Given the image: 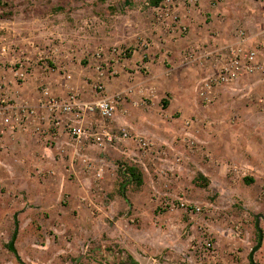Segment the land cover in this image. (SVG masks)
I'll list each match as a JSON object with an SVG mask.
<instances>
[{"label": "rangeland", "instance_id": "rangeland-1", "mask_svg": "<svg viewBox=\"0 0 264 264\" xmlns=\"http://www.w3.org/2000/svg\"><path fill=\"white\" fill-rule=\"evenodd\" d=\"M3 1L8 5L0 7L1 94L38 114L24 124L1 110L7 101L0 103V124L10 117L0 136V264H126L129 255L139 264H252L258 214L264 232V164L215 158L205 145L207 137L204 142L189 128L195 122L215 126L216 115L226 110V125H257L264 131V73H243L215 89L209 101L200 95L206 77L199 76L189 86L192 100L184 108L183 86L167 84L166 71L157 85L136 86V69L149 73L146 63L155 58L153 50H160L141 32L150 20L168 28L149 0ZM259 2L251 0L256 19L236 27L234 42L243 29L246 46H264ZM171 14L180 18L174 9ZM217 37L220 59L229 44L228 38L223 43L222 35ZM112 45L131 52L120 58L116 76L103 79L105 94L118 100L117 116L108 123L112 130L126 129L129 137L103 146L78 144L69 133L70 117L63 116L59 129L53 127L52 111L40 105L43 89L59 101L71 92L79 93L81 102L96 100L101 95L95 92L93 54ZM259 60L264 61V53ZM19 61L25 80L17 75ZM146 111L153 114L150 120L136 122V115ZM94 122L104 123L86 116V125ZM38 123L43 124L39 131ZM252 145L264 147V133ZM123 162L144 173L140 188L129 187L128 200L118 189ZM181 200L202 209L190 212ZM14 237L22 260L10 248ZM255 260L264 264V239Z\"/></svg>", "mask_w": 264, "mask_h": 264}, {"label": "crops", "instance_id": "crops-1", "mask_svg": "<svg viewBox=\"0 0 264 264\" xmlns=\"http://www.w3.org/2000/svg\"><path fill=\"white\" fill-rule=\"evenodd\" d=\"M171 1L176 14L189 25L190 31L187 35L181 34L171 18L169 19L170 25H168V28H164L154 23V21L152 22L149 18L150 21L145 26L147 29L141 32V35L153 38L155 45L160 50L152 49L155 52V58L146 63V65H149V73L144 74L141 70L136 69V86L157 85L161 82L160 79L163 77V73L171 71V76L165 73L166 83L174 86L178 82L181 87L183 86L181 93H179L182 96L180 98L183 107L186 108V105H189L192 100L190 84L199 76L201 78L207 77L211 71L218 68L221 62L217 52L220 47L218 48L215 45V40L221 41L217 36L222 35L223 43L227 41L225 40L227 38L228 44L234 43V38L230 39L233 31L237 29L236 27L243 26V24L247 27L250 26L255 21L257 16L255 13L257 12H251L253 10L251 0H199V3L190 2L189 0ZM261 4L263 6L258 7L263 9L260 17L264 15V3L261 2ZM254 34L259 33H253L252 35ZM260 36H264V33H261ZM257 38V36H253L252 39ZM192 52L196 53V57L190 61L187 55ZM223 52L220 50V53ZM194 70L197 72H194ZM126 77L127 75L123 74L121 79L124 81ZM172 77H175L176 80L173 81L174 78ZM123 84L124 82H114V85L118 87ZM146 112L141 113V116L140 114L136 115V122L144 119L149 121L153 114L151 111ZM204 113V111L200 112L199 116L202 115V118ZM228 115L226 110L218 113L216 118H218L219 124H215V126L204 127L202 124L199 125L195 122L189 128V134L197 135L201 140L207 137L205 145L207 149L213 151L215 158L224 161L233 160L235 163H244L246 166L264 164V147L255 150L252 145L254 142H260L263 138L262 126L226 125L227 123L223 122H226ZM157 131L160 133L159 130ZM200 133L204 137H200ZM242 134H246L247 141ZM217 144L220 146L219 149L214 147ZM223 146L226 147L223 148ZM251 175L254 177L253 179H258L256 173Z\"/></svg>", "mask_w": 264, "mask_h": 264}, {"label": "built area", "instance_id": "built-area-1", "mask_svg": "<svg viewBox=\"0 0 264 264\" xmlns=\"http://www.w3.org/2000/svg\"><path fill=\"white\" fill-rule=\"evenodd\" d=\"M190 2L199 3V0H189ZM263 2L264 0H258ZM171 0L162 2L159 6H154L155 13L159 16V20L168 24L167 20L172 17ZM161 18V19H160ZM175 26L181 34H187L189 26L186 23L181 22L180 18L174 17ZM177 19V20H176ZM245 30H240V40L234 43H229L227 49H222L223 53L219 52L220 66L216 72L206 77L203 85L200 89V95L207 101L211 98L214 90L221 87L224 84L231 83L240 77L243 73H264V61L259 60L260 53H264V46L257 44L256 46L248 47L245 45ZM5 51V49H4ZM131 50L129 48L121 47L118 45H112L107 48L101 47L95 51L93 58L95 60V68L97 70L98 82L95 85L96 94L101 95L96 100L90 102H81L78 98L79 93L71 92L69 97L65 100L59 101L53 97L48 89H43V96L40 99V105L42 108H48L52 111L53 127L59 129L63 125V116L70 117L68 124L69 133L78 144L93 143L103 146L105 143H112L122 141L129 137V132L120 128L119 130H112L108 121L114 120L117 116L118 100L116 97H111L105 94V76H116L119 73L120 58L127 56ZM190 57V56H189ZM188 57V60L192 61L195 57ZM19 66L17 75L20 80H25L26 71H21L23 68L22 62H17L16 66ZM27 70V68H26ZM71 75L68 76V79ZM7 101V100H6ZM5 99L2 97L0 90V103H5ZM1 103V104H2ZM1 110H9L11 113L16 114L18 120L21 123H26L31 120V117L36 116L38 111L33 107L26 104H17L14 106L10 102L2 104ZM87 115L94 116V118L104 121L103 124L98 122L85 124V118ZM10 122L9 115L3 117L0 124V136L5 133L6 128ZM107 122V123H106ZM43 127V124H37V131ZM11 129H15L16 126L11 125ZM189 143H194L190 141ZM181 206L186 210L190 209V212L195 210L201 211L202 207L196 204H189L181 200ZM212 246L211 242H207V248Z\"/></svg>", "mask_w": 264, "mask_h": 264}, {"label": "trees", "instance_id": "trees-1", "mask_svg": "<svg viewBox=\"0 0 264 264\" xmlns=\"http://www.w3.org/2000/svg\"><path fill=\"white\" fill-rule=\"evenodd\" d=\"M106 1V0H102ZM165 0H149L151 6H159ZM8 5L7 2L0 0V7H5ZM168 102L164 100V106L167 107ZM119 192L120 194L128 200V190L130 186L134 188H140L144 184V173L139 166L136 164L123 162L119 164ZM248 179L246 178V181ZM251 181L252 179L249 178ZM207 184V183H206ZM128 264H139V262L132 256L129 255ZM126 262V264H127Z\"/></svg>", "mask_w": 264, "mask_h": 264}, {"label": "water", "instance_id": "water-1", "mask_svg": "<svg viewBox=\"0 0 264 264\" xmlns=\"http://www.w3.org/2000/svg\"><path fill=\"white\" fill-rule=\"evenodd\" d=\"M257 220H256V228L259 232V241L258 243L251 249V252H250V261L252 264H261L259 262H257L255 260V254L259 251V249L262 247V244H263V239H264V232H263V229L261 227V217L262 215L261 214H258L257 216ZM15 240H16V237H14V239L12 240V242L10 243V248L11 250H13L14 252H17V257L19 260H22L21 257L18 255V251L15 247Z\"/></svg>", "mask_w": 264, "mask_h": 264}, {"label": "flooded vegetation", "instance_id": "flooded-vegetation-1", "mask_svg": "<svg viewBox=\"0 0 264 264\" xmlns=\"http://www.w3.org/2000/svg\"><path fill=\"white\" fill-rule=\"evenodd\" d=\"M14 252V251H13ZM15 254H17V252H15ZM18 258V257H17Z\"/></svg>", "mask_w": 264, "mask_h": 264}]
</instances>
